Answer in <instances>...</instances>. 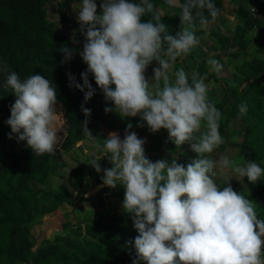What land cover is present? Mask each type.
<instances>
[{"label": "clouds", "instance_id": "obj_1", "mask_svg": "<svg viewBox=\"0 0 264 264\" xmlns=\"http://www.w3.org/2000/svg\"><path fill=\"white\" fill-rule=\"evenodd\" d=\"M165 2L181 9L183 27L176 35L168 34L164 13L151 0H102L99 13L96 0H81L76 18L85 43L79 54L88 67L81 73L82 84L72 73L68 78L88 101L96 92L89 80L92 73L105 100L114 105L106 112L115 111L122 118L139 115L151 132L166 129L177 148L188 143L198 157L186 167L176 156L171 162H152L145 155L146 140L130 131L129 123L123 139L114 131L103 144L102 157L107 156L113 167L102 169L101 158L91 165L103 171L102 186L125 189L123 209L138 232L133 264H264V219L258 218L255 201L235 191L226 174L230 169L256 183L264 178V167L225 155L210 158L224 139L222 113L209 99L207 74H189L183 67L171 71L178 58L187 57L200 43L195 19L206 30L219 9L213 0ZM145 15L151 17L148 22L141 21ZM61 51L66 54L61 63L74 54L67 47ZM153 61L159 66L149 79L145 72ZM206 63L209 71H222L219 60L209 57ZM0 72L6 74L5 87L16 96L6 121L9 138L18 134L36 155L54 152L61 119L51 81L41 74L21 79L6 63L0 64ZM238 107L240 116L247 114L246 101ZM81 109L90 117L91 109L83 105ZM88 122L85 119L82 125L83 134L94 137ZM218 173L225 174L227 186L222 189L215 179Z\"/></svg>", "mask_w": 264, "mask_h": 264}, {"label": "trees", "instance_id": "obj_2", "mask_svg": "<svg viewBox=\"0 0 264 264\" xmlns=\"http://www.w3.org/2000/svg\"><path fill=\"white\" fill-rule=\"evenodd\" d=\"M75 0H0V64H7L9 72H17L21 79L32 74H41L51 81L56 89L60 115L55 150L52 153L36 155L27 146L26 141H19L18 134L9 138L11 127L6 123L10 118V106L16 96L10 88L5 87L6 74L0 72V264H133L136 250L128 252V234L120 225L122 217L116 214L107 219L87 222L83 225L69 219L65 213L62 232L47 238L44 244L32 234V222L40 214L36 212L40 204L50 202L43 215L53 214L62 204H72L79 197L84 200L95 188L101 186L99 193L111 191V199L124 200L125 189L102 186L103 171L97 172L91 165L95 157L84 163L75 158L73 151L83 150L78 142L98 144L102 146L111 132H118L124 138L125 129L131 123L130 131L145 139V155L152 161L167 159L171 162L177 154V162L185 167L198 154L193 152L188 143L180 148L169 139L166 129L151 132L140 116L122 118L115 111L106 112V107H114L106 101L103 91L95 82L94 75L89 73V80L96 89L93 97L85 101V92L70 86L68 74L76 77V82L83 83L81 73L88 65L83 61L80 52L83 50L85 37L80 26H73V33L65 32L49 19V12L59 14L65 23L71 22L70 11ZM102 0H96L99 5ZM139 2V0H135ZM163 13L162 22L167 26L168 34L176 35L182 30L179 7L170 8L172 13L163 10L168 7L165 0H151ZM183 3L184 0H179ZM219 9L224 10V0H213ZM258 9L264 7V0H252ZM255 15V12H251ZM205 15L208 13L205 11ZM150 16L141 17L148 22ZM211 19V17H209ZM199 18L195 19V24ZM163 35V34H162ZM241 48L247 52L251 48L245 41ZM63 47L74 50L70 60L65 63ZM252 66L245 71V76H236L231 85L226 81L222 87L223 95L209 99L222 113L220 132L224 143L220 147L230 145L239 148L244 163L252 160L262 166L264 163V56L253 58ZM152 63H157L153 61ZM205 62L199 67L201 75L207 74L205 83L209 85L212 76L208 73ZM146 73V72H145ZM114 88L115 85H112ZM209 90V87H208ZM87 91V89H85ZM247 102L248 111L239 115V105ZM91 109L90 117H85L81 106ZM88 119V128L94 137L83 134L82 125ZM143 123L144 126H138ZM150 135V138H147ZM233 137H239L234 141ZM260 138L261 143H260ZM182 150L190 154L183 159ZM103 154V153H102ZM68 157L73 166L67 174L68 185L58 190L50 185L52 172L63 165L60 157ZM210 156V155H209ZM211 158V156H210ZM98 162L102 169L113 167L109 159L102 157ZM43 184V186H39ZM245 197L254 200L258 205V218L264 219V181L253 188ZM78 198V199H79ZM134 227L133 223H131ZM140 264H146L141 261Z\"/></svg>", "mask_w": 264, "mask_h": 264}, {"label": "rangeland", "instance_id": "obj_3", "mask_svg": "<svg viewBox=\"0 0 264 264\" xmlns=\"http://www.w3.org/2000/svg\"><path fill=\"white\" fill-rule=\"evenodd\" d=\"M224 3L223 12L217 16L214 22L208 25L206 30L201 29L199 22H197L195 34L200 39L199 45L187 57L178 58L171 70L174 73L175 70L183 67L186 72L191 74L193 71L199 72L202 62H205L206 68L209 69L206 63L209 57L219 60L223 65L219 74L211 71L206 72L212 76L211 80H209L208 94L212 95L214 99L221 98L223 90L226 88L222 89V87H224L223 84L226 81L234 85L235 81L232 79L236 76L243 78L246 69L254 64L252 61L254 57L264 56V7L258 9L256 4L252 3V0H224ZM80 4L81 0H75L72 3L70 11L71 22L65 23L59 14L51 12H49V19L59 29L73 33V26H80L76 18V11ZM253 8L258 10L255 15L251 14ZM163 10L167 13H172L169 7H165ZM242 41H245L251 47L248 52L246 49L241 48L240 44ZM158 66V63H151L146 70V78L150 79L153 76V69ZM147 138L149 139L150 135H147ZM262 139L264 150V138ZM262 139L260 138V143ZM57 142L59 143V141ZM77 145L82 147L83 150L73 151L72 154L79 162L84 163L91 157L102 158L103 145L85 144L83 141L78 142ZM181 152H183V159L190 158V154L186 153L188 151L182 150ZM239 154L238 147L226 145L223 147L219 146L209 155L213 159L225 155L230 159L244 163L243 157ZM174 156L181 159L180 153L179 156L177 154ZM105 157L108 158L107 156ZM60 159L63 161V165L52 172L50 179V185L56 190L68 185L67 174L73 166V162L68 157L62 155ZM261 167H264V163ZM226 174L232 177L230 183L237 192L239 190L250 192L253 188L259 187L264 181V178H261L256 183H252L248 181L247 177L243 178L232 174L230 169L226 170ZM215 179L220 184L221 189L227 186L224 184L225 174L218 173ZM39 186H43V184ZM100 188L102 187L99 186L92 190L84 200H80L78 197L79 199L77 198L72 204H62L53 214L43 215L50 202L46 203V205L40 204L36 209V212L40 215L32 222V234L38 240V243L44 244L47 238H52L57 232L64 230L65 213H68L70 220L80 222L81 225L87 222H103L109 216L116 214L118 217H122L120 225L125 228L128 234V241H132L131 244L128 243L126 250L133 252L135 250L134 239L138 232L131 225L133 223L131 214L126 213L123 209V201L111 199L112 192L110 190L99 193Z\"/></svg>", "mask_w": 264, "mask_h": 264}, {"label": "crops", "instance_id": "obj_4", "mask_svg": "<svg viewBox=\"0 0 264 264\" xmlns=\"http://www.w3.org/2000/svg\"><path fill=\"white\" fill-rule=\"evenodd\" d=\"M251 192V191H250ZM250 192H244V190H239V192L238 193H242V194H249ZM263 205H264V200H263ZM258 210V205H256V211Z\"/></svg>", "mask_w": 264, "mask_h": 264}, {"label": "built area", "instance_id": "obj_5", "mask_svg": "<svg viewBox=\"0 0 264 264\" xmlns=\"http://www.w3.org/2000/svg\"><path fill=\"white\" fill-rule=\"evenodd\" d=\"M253 12H255L256 13V11L258 12V10L256 9V8H253V10H252Z\"/></svg>", "mask_w": 264, "mask_h": 264}, {"label": "water", "instance_id": "obj_6", "mask_svg": "<svg viewBox=\"0 0 264 264\" xmlns=\"http://www.w3.org/2000/svg\"><path fill=\"white\" fill-rule=\"evenodd\" d=\"M80 224V222H78V225Z\"/></svg>", "mask_w": 264, "mask_h": 264}]
</instances>
